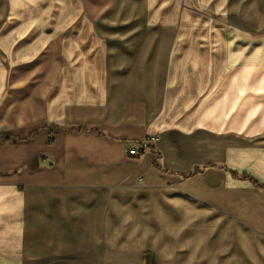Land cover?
I'll use <instances>...</instances> for the list:
<instances>
[{
	"label": "crops",
	"instance_id": "0c3cea01",
	"mask_svg": "<svg viewBox=\"0 0 264 264\" xmlns=\"http://www.w3.org/2000/svg\"><path fill=\"white\" fill-rule=\"evenodd\" d=\"M6 257L264 264V0H0Z\"/></svg>",
	"mask_w": 264,
	"mask_h": 264
},
{
	"label": "trees",
	"instance_id": "16d2710c",
	"mask_svg": "<svg viewBox=\"0 0 264 264\" xmlns=\"http://www.w3.org/2000/svg\"><path fill=\"white\" fill-rule=\"evenodd\" d=\"M149 147L153 148L151 145H149ZM160 152L156 151V156L154 157V160H153V164L154 166H156L157 168H159L160 170H164V168L162 167L161 163H160ZM207 166H215V164H209ZM202 170V167H195L190 173L184 175V177H187V176H191V175H194L198 172H200ZM256 183V182H255ZM257 186H261L260 184L256 183Z\"/></svg>",
	"mask_w": 264,
	"mask_h": 264
},
{
	"label": "built area",
	"instance_id": "2783aa9c",
	"mask_svg": "<svg viewBox=\"0 0 264 264\" xmlns=\"http://www.w3.org/2000/svg\"><path fill=\"white\" fill-rule=\"evenodd\" d=\"M154 138L155 137L152 136L151 140H153ZM143 146H144V148L149 146V140L148 139L144 141ZM127 154H128L129 157H137L138 156V151L135 150V149H129Z\"/></svg>",
	"mask_w": 264,
	"mask_h": 264
},
{
	"label": "rangeland",
	"instance_id": "374dc122",
	"mask_svg": "<svg viewBox=\"0 0 264 264\" xmlns=\"http://www.w3.org/2000/svg\"><path fill=\"white\" fill-rule=\"evenodd\" d=\"M4 261L7 262V264L10 263L9 257L4 258ZM1 263H3V262H1Z\"/></svg>",
	"mask_w": 264,
	"mask_h": 264
}]
</instances>
